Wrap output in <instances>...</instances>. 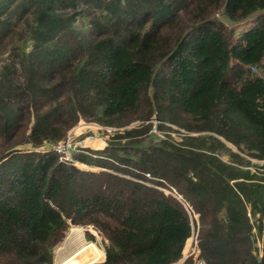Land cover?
I'll use <instances>...</instances> for the list:
<instances>
[{
    "label": "trees",
    "instance_id": "obj_1",
    "mask_svg": "<svg viewBox=\"0 0 264 264\" xmlns=\"http://www.w3.org/2000/svg\"><path fill=\"white\" fill-rule=\"evenodd\" d=\"M261 68L264 0H0V264H52L71 223L109 241L94 264H174L185 203L202 264H264ZM81 119L115 129L72 152L100 170L55 147Z\"/></svg>",
    "mask_w": 264,
    "mask_h": 264
},
{
    "label": "rangeland",
    "instance_id": "obj_2",
    "mask_svg": "<svg viewBox=\"0 0 264 264\" xmlns=\"http://www.w3.org/2000/svg\"><path fill=\"white\" fill-rule=\"evenodd\" d=\"M253 20H254V17L249 18L247 20H244V21L237 23V24L236 23L230 24V26L234 27V29L236 30V33H239L241 31H243L244 29L250 28L253 24ZM77 23L81 24V21L78 20ZM11 52H12V49H10L6 53V56L8 57L11 54ZM255 70H257V69H255ZM258 72L263 74L264 68L258 69ZM81 121H84V122H81ZM152 121H153V127L150 131V135L148 136L150 138H153V136H161L162 138L170 136L171 138L175 139L176 141H180L179 139H181V137L184 134H186V131H188L186 128L180 126L179 124L172 123V122H167V126H169V128H166V130H162L158 127V119L156 117H154ZM139 123L140 122L134 121L129 126L138 125ZM98 125H100V123L90 122L89 120H86V119H81L79 122H77L75 125H73L68 130L67 137L64 138V141L66 140V142H68V144H70L69 149L76 150V151H78L80 149H82V151H84L85 148L103 149L105 147L106 141H107L106 140L107 139L106 138L107 133L105 132V130L106 131L108 130L107 132L113 134V133H115V131H114L115 129H114V127L112 128L110 126H103V125L98 126ZM95 132L98 134H95ZM90 141H92V142L97 141L99 143H103L102 147L101 148L97 147V146L93 145V143H91ZM231 146L235 148L234 145H231ZM27 147L28 146H26L25 148H27ZM72 150H71V152H72ZM224 156L226 158H228L227 155H224ZM75 162L77 163L76 165L82 169H92V170H96V171L100 170V167H97L95 165H89L86 163H81L78 160L77 161L75 160ZM146 175L150 178L154 177L151 173H147ZM130 177L137 179V180H140V181H144L147 184L154 185L152 183L153 181H151V180H141V179L133 177V176H130ZM151 179H153V178H151ZM162 187L165 188L167 192H169V190H170L169 188L164 187V186H162ZM173 193L176 196H178L179 199H181L183 201L182 196L179 195L176 192V190L173 189ZM185 205L189 209L190 214H191L192 224H193V232H192L191 237H189V239L186 242V245H185V248L183 251L182 259L178 260V262H176L174 264H182L184 262V260L189 256H194V258H195L194 264H202L203 261L199 257L200 250H199V246H198L199 230H200L199 213L194 212L187 203H185ZM249 214L251 216L250 212H249ZM251 218H252V221L255 222L254 217H251ZM76 227H78V229H80V233L78 232V230L74 229ZM253 231L255 233L253 236L254 240H255V244L258 248V247H260V243L262 242L261 234L258 232V228L256 226H255V228H253ZM77 236H78V238H77ZM68 239H70V240L68 241ZM87 241L88 242L93 241V243L97 246V248L99 250H101V249L106 250V244L109 242L108 240L105 239V237L102 235V233L99 230L94 228V226H92V225H85L84 226V225H80V224L71 223L70 228L67 230V234H66L64 240L56 248L54 262L52 264H56L58 259H59L58 261H60L61 258H64L66 256H74L78 252V250L81 248V245L83 244V242H87ZM89 254H90V257L93 256V252L91 250L89 251ZM77 257H80V255ZM100 259L95 260V261L100 262L102 260V259L101 260Z\"/></svg>",
    "mask_w": 264,
    "mask_h": 264
},
{
    "label": "bare ground",
    "instance_id": "obj_3",
    "mask_svg": "<svg viewBox=\"0 0 264 264\" xmlns=\"http://www.w3.org/2000/svg\"><path fill=\"white\" fill-rule=\"evenodd\" d=\"M98 140V139H97ZM91 143H93V145L97 146V147H102L103 143H99L97 141H90ZM75 230H78V232L80 233V229H78V227L74 228ZM70 231V230H69ZM74 232V231H73ZM70 234V233H69ZM73 234V233H72ZM78 238V236H77ZM70 239H68L69 241ZM73 240V239H72ZM81 242V241H80ZM68 243V242H67ZM80 244V243H79ZM70 247V246H69ZM78 249V248H77ZM93 252V256L90 257L89 251ZM74 252V251H73ZM75 254V253H74ZM106 254V252H105ZM73 255V254H72ZM80 257H77L79 256ZM103 259L104 258V251L101 249L99 250L97 248V246L93 243V241H87V242H83V244L81 245V248L78 250V252L74 255V256H66L64 258H61L60 261L57 260L56 264H94L95 260H99V259ZM100 259V260H101ZM95 261V262H94Z\"/></svg>",
    "mask_w": 264,
    "mask_h": 264
},
{
    "label": "built area",
    "instance_id": "obj_4",
    "mask_svg": "<svg viewBox=\"0 0 264 264\" xmlns=\"http://www.w3.org/2000/svg\"><path fill=\"white\" fill-rule=\"evenodd\" d=\"M81 122H84V121H81ZM98 126H101V125H98ZM56 149L61 153V157L63 160H67V161H71L75 164H77L75 162V158L74 156L72 155L73 153V150L72 149H69L70 148V144H68V142H66V140L64 141V139L58 141L55 145ZM72 150V152H71ZM77 161V160H76ZM166 190V189H165ZM169 192H171L169 190ZM173 192V191H172ZM174 194V193H173ZM261 247H262V242L260 243V253L262 252L261 250ZM106 251V250H105ZM106 255V254H105Z\"/></svg>",
    "mask_w": 264,
    "mask_h": 264
}]
</instances>
